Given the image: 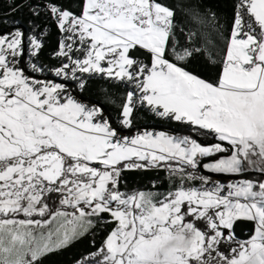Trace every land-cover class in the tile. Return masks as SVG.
I'll return each instance as SVG.
<instances>
[{"label": "snow or ice", "instance_id": "snow-or-ice-1", "mask_svg": "<svg viewBox=\"0 0 264 264\" xmlns=\"http://www.w3.org/2000/svg\"><path fill=\"white\" fill-rule=\"evenodd\" d=\"M29 11L26 29L0 31V264L85 239L94 251L72 264H264V0H233L223 23L207 0ZM200 58L214 77L190 67ZM97 81L101 98L85 97ZM141 115L179 127L138 128ZM149 171L168 187L127 188L125 173Z\"/></svg>", "mask_w": 264, "mask_h": 264}, {"label": "trees", "instance_id": "trees-1", "mask_svg": "<svg viewBox=\"0 0 264 264\" xmlns=\"http://www.w3.org/2000/svg\"><path fill=\"white\" fill-rule=\"evenodd\" d=\"M36 0H0V31L8 30L10 28H14L18 25L22 28L28 27V22L34 17L32 13L29 11V3H35ZM78 0H65L66 6H73L77 3ZM209 6L217 11L221 16V23H223L224 18L230 19L232 16L233 11V0H207ZM13 8L16 10L13 11ZM74 11H79L78 8H73ZM42 25H46L47 18L43 15L41 16L40 20L38 21ZM45 31L49 33L47 35L46 46L43 50L41 55V59L45 62V64H55L56 60L50 58L51 53L55 50L58 46V40L61 37V34L56 29L55 25H47L45 27ZM194 71L199 72L205 76H212L214 77L216 74L217 69L214 67H209L203 58L197 59L193 62L190 66ZM103 83L102 81H97L93 84V87L89 90L88 93H85V97L96 100L101 98L102 93L98 92L97 86ZM113 91H120L122 92L123 89H113ZM109 111H112L111 107H109ZM153 123H161L158 119L157 120H149L146 119L143 115H141L140 121L137 124V127H143L146 124H153ZM162 124V123H161ZM167 128L171 127L173 129L179 127L176 124L172 125H165ZM210 140H213L211 137H201V142L206 143ZM165 172L161 171L157 172H127L125 173V179L127 180V188L137 189V188H144L145 186L150 187V181L153 179L161 180L162 183L160 185L161 188L166 189L168 187L167 180L164 179ZM249 225L250 224H241V226ZM237 234L241 238L248 237L249 230L245 233L240 232L237 227ZM103 236V233H100L96 237L97 246L100 243V240ZM94 251L93 248L89 246V241L87 239L77 243L74 247L70 248L68 251L64 252L62 255L53 256L51 257L46 264H72L74 258L80 257L82 254Z\"/></svg>", "mask_w": 264, "mask_h": 264}, {"label": "crops", "instance_id": "crops-1", "mask_svg": "<svg viewBox=\"0 0 264 264\" xmlns=\"http://www.w3.org/2000/svg\"><path fill=\"white\" fill-rule=\"evenodd\" d=\"M150 129H155V130H164L163 128H159V127H150ZM134 132V130H133ZM161 190H163V188H161ZM250 229L249 225H245V226H241V224L238 226V230H240V232H247ZM247 238V237H246ZM246 238H241V239H246Z\"/></svg>", "mask_w": 264, "mask_h": 264}, {"label": "water", "instance_id": "water-1", "mask_svg": "<svg viewBox=\"0 0 264 264\" xmlns=\"http://www.w3.org/2000/svg\"><path fill=\"white\" fill-rule=\"evenodd\" d=\"M6 31V30H4ZM145 127H159V128H167L164 124H161V123H153V124H146L144 125ZM168 129V128H167ZM214 140H210L208 141L207 143L209 142H213ZM224 178H227V177H224Z\"/></svg>", "mask_w": 264, "mask_h": 264}, {"label": "rangeland", "instance_id": "rangeland-1", "mask_svg": "<svg viewBox=\"0 0 264 264\" xmlns=\"http://www.w3.org/2000/svg\"><path fill=\"white\" fill-rule=\"evenodd\" d=\"M219 43V42H218ZM220 46L222 47V43L220 44ZM51 78V77H50ZM145 126L143 127H139V128H144ZM147 128H150V127H147ZM155 128V127H154ZM164 130H167V128H163ZM135 131V130H134ZM228 179V178H227Z\"/></svg>", "mask_w": 264, "mask_h": 264}, {"label": "built area", "instance_id": "built-area-1", "mask_svg": "<svg viewBox=\"0 0 264 264\" xmlns=\"http://www.w3.org/2000/svg\"><path fill=\"white\" fill-rule=\"evenodd\" d=\"M213 142H214V141H213ZM206 143H207V142H206ZM222 179H225V180H226L227 178H222Z\"/></svg>", "mask_w": 264, "mask_h": 264}]
</instances>
